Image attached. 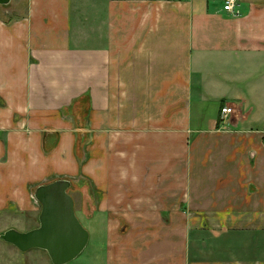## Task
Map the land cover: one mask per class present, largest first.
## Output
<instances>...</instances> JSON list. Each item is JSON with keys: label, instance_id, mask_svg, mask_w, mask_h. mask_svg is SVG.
<instances>
[{"label": "crops", "instance_id": "1", "mask_svg": "<svg viewBox=\"0 0 264 264\" xmlns=\"http://www.w3.org/2000/svg\"><path fill=\"white\" fill-rule=\"evenodd\" d=\"M237 10L26 0L0 15V212L39 217L37 187L67 179L99 222L93 264H264V0Z\"/></svg>", "mask_w": 264, "mask_h": 264}, {"label": "water", "instance_id": "2", "mask_svg": "<svg viewBox=\"0 0 264 264\" xmlns=\"http://www.w3.org/2000/svg\"><path fill=\"white\" fill-rule=\"evenodd\" d=\"M11 2L0 0V6L8 7ZM71 188L67 179L38 186L34 199L41 206L39 226L27 232L9 229L0 238L22 253L33 249L45 251L52 264L75 260L86 249L90 234L76 216Z\"/></svg>", "mask_w": 264, "mask_h": 264}, {"label": "rangeland", "instance_id": "3", "mask_svg": "<svg viewBox=\"0 0 264 264\" xmlns=\"http://www.w3.org/2000/svg\"><path fill=\"white\" fill-rule=\"evenodd\" d=\"M25 1L26 0H12L8 7L0 6V15L7 20L13 19L10 14H21V9L23 10ZM69 193L70 195L71 193L75 194L77 199V204H75L76 216L83 227L89 232V234L91 233V235L86 249L75 260L68 264H93L92 262L96 261L97 257H101V251L98 247L103 239L101 234H97L100 231V229H97L99 222L97 220L89 221L78 212L81 210V206L85 207V202L80 203L76 187H72ZM81 212L83 213L82 210ZM38 219L39 217L25 213L9 211L0 212V236L9 229H16L22 232L35 229L39 226ZM0 264H52V262L47 252L43 250L33 249L29 252L22 253L14 246L6 244L0 238Z\"/></svg>", "mask_w": 264, "mask_h": 264}, {"label": "built area", "instance_id": "4", "mask_svg": "<svg viewBox=\"0 0 264 264\" xmlns=\"http://www.w3.org/2000/svg\"><path fill=\"white\" fill-rule=\"evenodd\" d=\"M223 3V9L224 11L234 14V15H239V11L237 10L238 6V0H220ZM232 113V109L229 107H223L221 110V114L223 118L228 117Z\"/></svg>", "mask_w": 264, "mask_h": 264}]
</instances>
